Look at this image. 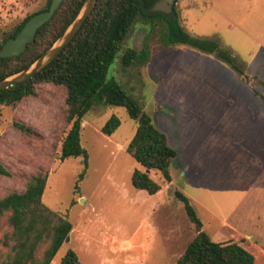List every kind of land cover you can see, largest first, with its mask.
Returning a JSON list of instances; mask_svg holds the SVG:
<instances>
[{
    "label": "rangeland",
    "instance_id": "rangeland-1",
    "mask_svg": "<svg viewBox=\"0 0 264 264\" xmlns=\"http://www.w3.org/2000/svg\"><path fill=\"white\" fill-rule=\"evenodd\" d=\"M47 1L0 0V39ZM172 6L189 34L215 40L246 77L217 51L168 41L163 19L155 18L152 29L134 24L106 79L115 78L139 101L177 152L170 180L149 170L160 184L156 193L131 183L132 171L145 168L126 151L135 122L123 107L97 103L82 117L88 166L79 180L81 157L59 158L69 128L63 86L40 83L35 94L0 104V163L11 172L0 174V196L46 172L42 201L72 224L48 264H58L67 248L83 264H175L196 234L175 190L188 196L213 240L236 241L255 264H264V98L255 93H264V0H176ZM126 47L145 55L124 66ZM112 114L120 124L107 135L101 126ZM9 230L0 216V238Z\"/></svg>",
    "mask_w": 264,
    "mask_h": 264
},
{
    "label": "trees",
    "instance_id": "trees-1",
    "mask_svg": "<svg viewBox=\"0 0 264 264\" xmlns=\"http://www.w3.org/2000/svg\"><path fill=\"white\" fill-rule=\"evenodd\" d=\"M155 1L97 0L74 37L49 63L27 80L0 90V104L9 105L35 94L40 83L64 87L65 119L69 128L61 140L59 158L81 157L83 168L78 174L79 180L88 166V152L80 141L81 119L97 103L125 109L135 122V131L126 145L127 153L143 168L158 170L166 180L171 179L169 167L177 152L168 143L166 134L155 126L150 114L119 81L113 77L106 79L109 65L137 21L152 29L155 18L163 19V36L168 41L186 43L207 52L217 51L216 55L246 77L235 66L231 54L218 48L215 40L189 34L178 22L173 6L170 12L149 10ZM50 2L48 0L41 10L48 9ZM83 2L61 0L24 51L0 56V79L19 72L38 58L73 21ZM32 14L26 15L12 29L3 31L0 47L18 33ZM144 55V50L138 52L126 47L121 62L126 66ZM255 93L264 98V93L257 90ZM13 124L20 131L26 130L19 121H13ZM119 124V117L112 114L101 126V131L110 135ZM0 174L9 176L11 172L0 163ZM46 178V172L36 171L28 177L21 191H9L0 196V216H6L10 227L0 238V264H48L71 231L72 224L68 218L42 201ZM131 183L148 194L160 189V184L145 169L135 168L131 173ZM175 196L182 202L196 229V234L176 258L175 264H255L253 253L238 242L213 240L202 229V222L188 196L180 190H175ZM58 264L83 263L74 249L67 248Z\"/></svg>",
    "mask_w": 264,
    "mask_h": 264
},
{
    "label": "water",
    "instance_id": "water-1",
    "mask_svg": "<svg viewBox=\"0 0 264 264\" xmlns=\"http://www.w3.org/2000/svg\"><path fill=\"white\" fill-rule=\"evenodd\" d=\"M97 0H84L79 12L73 21L67 26L64 32L32 63L24 69L0 79V90L22 82L30 78L47 63H49L62 48L74 37L76 32L82 26L86 18L90 15ZM174 0H156L149 10H162L170 12ZM61 0H51L48 9L41 10L32 14L20 28L14 37L8 38L0 47V56H10L20 54L26 48L28 42H31L36 34L37 29L45 23L54 13ZM149 168H145L148 173ZM69 240V235L65 241Z\"/></svg>",
    "mask_w": 264,
    "mask_h": 264
}]
</instances>
